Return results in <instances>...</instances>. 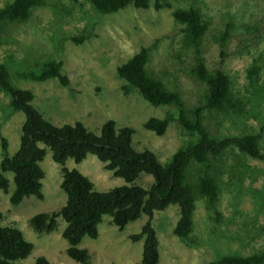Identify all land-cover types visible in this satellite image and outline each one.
I'll return each instance as SVG.
<instances>
[{
  "label": "rangeland",
  "instance_id": "1",
  "mask_svg": "<svg viewBox=\"0 0 264 264\" xmlns=\"http://www.w3.org/2000/svg\"><path fill=\"white\" fill-rule=\"evenodd\" d=\"M9 1L0 0V7ZM155 1H166L171 7L156 9ZM191 6L200 10L208 24L200 42L205 67L228 75L233 94L242 103L240 112L204 110V125L216 137L258 133L259 148L264 152V0H149L147 8L129 4L107 14L94 10L87 0H47L45 5L33 8L27 20L0 25V63L6 67L12 85L33 93L30 105L52 125L80 122L86 130L98 134L102 124L111 119L116 129H133V149L149 150L165 163L195 137L175 119L169 121L162 135L145 129L143 123L148 118H163L176 107L151 105L135 89L124 93L121 86L125 82L116 75V67L146 48L147 72L168 90L178 92L187 111L200 105L205 87L190 72L195 52L183 47L182 25L171 15L176 7ZM227 26L229 35L221 46L219 35ZM72 36L82 39L76 42L70 39ZM49 60L61 62V73L68 79L66 86L56 78L36 81L19 76L38 73ZM252 67L258 68L253 78L249 75ZM8 101L0 91V134L11 156L18 148L24 114L12 111ZM39 166L44 173L42 198L28 196L17 205L9 202L14 187L12 175L4 173L9 184L7 192L0 190V224L17 228L33 244L29 255L13 264H33L38 256L53 264H79L66 255L68 244L61 237L66 225L63 219L58 217L56 227L48 233H38L29 224L33 215L56 211L65 203V193L59 186L61 166L52 160L48 148ZM64 166L87 177L96 191L129 184L113 176L92 154H86L79 163L67 158ZM212 168L218 176V216L204 198L197 197L189 234L193 242L187 245L172 232L178 206L155 211L151 224L158 242L157 264H207L223 255H249L264 249V162L229 148ZM195 174V166H190V182ZM152 183V175L145 173L131 182L145 189ZM146 219L141 214L119 230L109 215H103L97 237L83 236L77 245L88 251L86 264L139 262L142 239L132 241L129 236L139 232Z\"/></svg>",
  "mask_w": 264,
  "mask_h": 264
},
{
  "label": "trees",
  "instance_id": "2",
  "mask_svg": "<svg viewBox=\"0 0 264 264\" xmlns=\"http://www.w3.org/2000/svg\"><path fill=\"white\" fill-rule=\"evenodd\" d=\"M87 1L101 14L114 13L129 4L142 9L149 6V0ZM46 3L47 0H11L0 7V25L6 21L23 22L28 19L33 8ZM154 7L159 9L171 6L166 1H155ZM171 15L182 25L183 47L193 48L195 52L194 65L190 72L205 87L204 99L200 105L187 111L178 92L168 90L159 79L147 72L146 48H140L116 67V75L125 82L121 86L124 93L135 89L151 105L176 107L174 112L167 113L163 118H148L143 123L145 129L162 135L169 121L175 119L185 132L195 137L194 141L178 148L165 163H160L149 150L133 149V129L127 126L116 129L111 119L102 124L98 134L86 130L80 122L52 125L30 105L33 93L12 85L8 80L6 67L0 63V91L9 97L8 105L12 111H21L24 114L18 148L13 155L8 156L7 141L0 134V190L7 192L9 180L4 173L10 172L14 186L9 195L11 205H17L28 196L41 199V180L44 173L39 162L45 155V148H48L52 160L61 166L59 186L65 193V203L56 211L33 215L29 224L38 233H48L56 227L58 217L63 219L66 225L61 237L68 244L66 255L79 264H86L89 254L87 249L77 247L78 243L83 236L97 237V225L105 214L111 217V223L119 230L141 214L147 217L139 232L129 236L132 241L142 239L141 258L136 264H157L158 242L151 220L155 211L164 210L169 205H177L179 210L173 234L187 245H192L189 234L193 228L196 198H204L207 207L213 210L218 200V176L212 168L213 162L229 148H236L247 157L264 162L258 133L216 137L204 125V110L232 109L240 112L242 103L233 94L228 75L219 69L209 71L204 65L200 42L208 24L202 18L200 10L193 6L176 7L172 9ZM229 28L227 26L219 35L221 46L228 38ZM70 39L79 42L82 37L72 36ZM220 55H224L223 51ZM60 68L61 62L49 60L43 63L38 73H21L19 76L36 81L56 78L62 86H66L68 79L61 73ZM257 71V67H252L250 77H255ZM86 154L94 155L113 176L121 177L129 184L107 191H96L87 177L76 169L64 166L67 158L79 163ZM193 165L196 169L195 180L190 182L188 168ZM141 173L151 174L153 177L152 185L146 189L131 184ZM214 212L218 216V211ZM1 218L0 212V222ZM32 248L33 244L17 228L0 224V264H13V261L23 259ZM33 264L53 263L44 256H38ZM207 264H264V249L249 255H223Z\"/></svg>",
  "mask_w": 264,
  "mask_h": 264
}]
</instances>
